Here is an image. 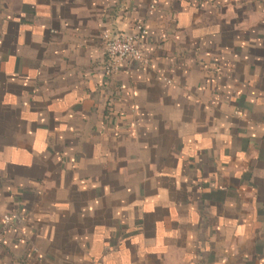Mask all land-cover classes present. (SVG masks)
<instances>
[{"label": "crops", "instance_id": "obj_1", "mask_svg": "<svg viewBox=\"0 0 264 264\" xmlns=\"http://www.w3.org/2000/svg\"><path fill=\"white\" fill-rule=\"evenodd\" d=\"M0 264H264V0H0Z\"/></svg>", "mask_w": 264, "mask_h": 264}, {"label": "built area", "instance_id": "obj_2", "mask_svg": "<svg viewBox=\"0 0 264 264\" xmlns=\"http://www.w3.org/2000/svg\"><path fill=\"white\" fill-rule=\"evenodd\" d=\"M143 24H137L131 32H107L103 34V54L106 57L104 72L107 75L114 73L118 68L132 61L146 65V59L139 48V39L144 34ZM10 216H4L6 223L10 222Z\"/></svg>", "mask_w": 264, "mask_h": 264}, {"label": "water", "instance_id": "obj_3", "mask_svg": "<svg viewBox=\"0 0 264 264\" xmlns=\"http://www.w3.org/2000/svg\"><path fill=\"white\" fill-rule=\"evenodd\" d=\"M131 63H139V62H137V61H132Z\"/></svg>", "mask_w": 264, "mask_h": 264}]
</instances>
